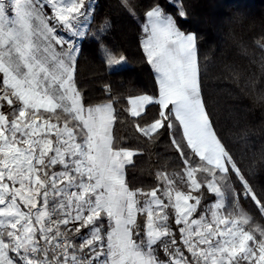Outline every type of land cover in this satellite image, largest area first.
<instances>
[{
    "label": "snow or ice",
    "instance_id": "snow-or-ice-1",
    "mask_svg": "<svg viewBox=\"0 0 264 264\" xmlns=\"http://www.w3.org/2000/svg\"><path fill=\"white\" fill-rule=\"evenodd\" d=\"M123 7L135 15L130 0ZM93 16L91 0H0V264H264V224L230 175L261 218L264 195L215 131L183 5L172 15L154 0L144 12L140 46L158 93L126 98L136 133L153 144L167 134L180 161L148 189L125 178L143 153L119 143L115 97L89 104L76 82V41Z\"/></svg>",
    "mask_w": 264,
    "mask_h": 264
},
{
    "label": "trees",
    "instance_id": "trees-1",
    "mask_svg": "<svg viewBox=\"0 0 264 264\" xmlns=\"http://www.w3.org/2000/svg\"><path fill=\"white\" fill-rule=\"evenodd\" d=\"M174 1L159 3L172 15L182 4L187 16L177 17L179 26L198 37L202 94L215 131L257 194L264 195V48L260 47L264 44V0ZM130 3L135 15L123 7V0H95L89 35L79 44L75 78L89 104L115 97L121 116L115 135L123 146L143 153L135 157V166L128 167L125 178L133 188L148 189L157 184V170L179 171L180 161L167 134L150 143L136 133L133 118L124 111L128 96L158 93L154 72L140 46L144 12L154 0ZM105 51L126 56L127 63L108 70ZM156 111V106L149 107L141 123L150 121ZM229 180L241 192V206L264 224L250 199L243 197L234 173ZM214 199L208 196L206 203Z\"/></svg>",
    "mask_w": 264,
    "mask_h": 264
},
{
    "label": "rangeland",
    "instance_id": "rangeland-1",
    "mask_svg": "<svg viewBox=\"0 0 264 264\" xmlns=\"http://www.w3.org/2000/svg\"><path fill=\"white\" fill-rule=\"evenodd\" d=\"M169 1H170L171 3H175L174 0H169ZM91 2H92V6H93L94 3H95V0H91ZM175 4H176V3H175ZM60 35H66V34L63 32V30H61V31H60ZM68 38L71 39V37H68ZM142 39H143V34H142ZM80 41H81V40L76 41L78 47H79Z\"/></svg>",
    "mask_w": 264,
    "mask_h": 264
},
{
    "label": "crops",
    "instance_id": "crops-1",
    "mask_svg": "<svg viewBox=\"0 0 264 264\" xmlns=\"http://www.w3.org/2000/svg\"><path fill=\"white\" fill-rule=\"evenodd\" d=\"M142 34H143V28H142ZM142 40V39H141ZM155 75V74H154Z\"/></svg>",
    "mask_w": 264,
    "mask_h": 264
}]
</instances>
